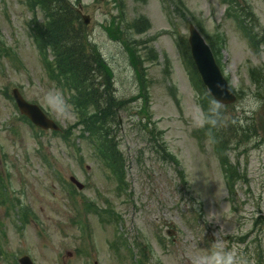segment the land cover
<instances>
[{
	"label": "rangeland",
	"instance_id": "obj_1",
	"mask_svg": "<svg viewBox=\"0 0 264 264\" xmlns=\"http://www.w3.org/2000/svg\"><path fill=\"white\" fill-rule=\"evenodd\" d=\"M233 1L70 0L88 18L89 43L123 102L116 140L127 184L119 187L44 68L30 30L43 13L0 0V264L23 256L35 264H224L226 256L264 264V142L229 136L230 187L205 129L216 107L188 39L192 24L238 96L220 105L229 127H264V0ZM15 87L60 130L21 115Z\"/></svg>",
	"mask_w": 264,
	"mask_h": 264
},
{
	"label": "trees",
	"instance_id": "obj_2",
	"mask_svg": "<svg viewBox=\"0 0 264 264\" xmlns=\"http://www.w3.org/2000/svg\"><path fill=\"white\" fill-rule=\"evenodd\" d=\"M26 1L35 16L37 10L43 13L42 24L30 25L31 35L38 47L49 78L69 95V101L75 106L74 110L78 118L77 128L81 127L79 129L80 136L85 138L94 149L95 154L105 161V167L113 176L117 177L119 187L126 185V158L122 155L120 145L116 140L120 122L116 118L123 102L116 98L111 67L102 54L89 43L90 40L84 30L85 22L82 20L80 11L71 4L70 0ZM223 1L230 7L234 2L233 0ZM248 5L250 8V4ZM243 30L251 35L249 28L244 27ZM249 37L252 39V43L258 46L259 39L257 41L252 35ZM2 48L0 46V50ZM254 75H256L255 72ZM210 101L216 108L208 109V122L205 129L212 133L213 139H215L219 160L225 168L227 184L229 183L230 187H233L235 173L231 172L228 162L224 159V144L242 136L246 141L254 136L264 142V127L258 129L249 126L247 128L236 126L232 130L226 117L222 114L223 107L218 105L213 98ZM213 111L214 113L211 114ZM143 119L139 120L143 123L144 130L148 131L149 125L145 124ZM154 134V132L149 134L151 137L149 140L157 153L163 152L161 147L163 145H160L158 138L156 141L154 140ZM230 135H233L234 138L229 139ZM166 159L173 160L174 158H164V160ZM173 161L178 163L176 160Z\"/></svg>",
	"mask_w": 264,
	"mask_h": 264
},
{
	"label": "water",
	"instance_id": "obj_3",
	"mask_svg": "<svg viewBox=\"0 0 264 264\" xmlns=\"http://www.w3.org/2000/svg\"><path fill=\"white\" fill-rule=\"evenodd\" d=\"M83 20L86 24L89 23L87 17H83ZM189 28L190 35L188 39L193 61H195L197 71L200 73L203 84L207 87L209 95L213 96L221 105L233 104L236 100V94H234L230 84L220 71L212 50H210L197 28L193 25H190ZM12 92L20 113L26 115L34 125H37L43 130H59V126L49 119L38 105L27 102L18 89L15 88ZM73 182H75L80 189L82 188V184L80 185L75 179H73ZM20 263L34 264L27 256L22 257Z\"/></svg>",
	"mask_w": 264,
	"mask_h": 264
},
{
	"label": "clouds",
	"instance_id": "obj_4",
	"mask_svg": "<svg viewBox=\"0 0 264 264\" xmlns=\"http://www.w3.org/2000/svg\"><path fill=\"white\" fill-rule=\"evenodd\" d=\"M224 264H231V257L230 256L225 257Z\"/></svg>",
	"mask_w": 264,
	"mask_h": 264
}]
</instances>
